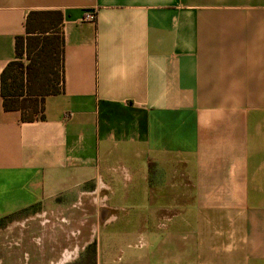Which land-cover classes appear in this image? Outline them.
<instances>
[{"label":"crops","instance_id":"crops-1","mask_svg":"<svg viewBox=\"0 0 264 264\" xmlns=\"http://www.w3.org/2000/svg\"><path fill=\"white\" fill-rule=\"evenodd\" d=\"M35 10L63 13L64 92L24 122L1 76ZM127 184L179 210L122 215ZM89 198L75 232L59 207ZM178 217L194 241L164 230ZM6 220L0 264H87L94 243L93 264H264V0H0Z\"/></svg>","mask_w":264,"mask_h":264},{"label":"trees","instance_id":"trees-1","mask_svg":"<svg viewBox=\"0 0 264 264\" xmlns=\"http://www.w3.org/2000/svg\"><path fill=\"white\" fill-rule=\"evenodd\" d=\"M64 47L63 13L31 11L26 34L16 40V58L1 76L5 110L20 111L24 122L44 119L45 98L64 92ZM87 249L95 252L96 244Z\"/></svg>","mask_w":264,"mask_h":264},{"label":"rangeland","instance_id":"rangeland-1","mask_svg":"<svg viewBox=\"0 0 264 264\" xmlns=\"http://www.w3.org/2000/svg\"><path fill=\"white\" fill-rule=\"evenodd\" d=\"M24 62L28 63L27 59L24 58ZM134 189H138V196H136L137 200L135 201H130V202H121L119 203L120 205H122V208L120 209V214L122 215H126L129 216L130 218H134L135 220H141L142 218H144L146 216V213L148 212L150 215V211L151 210V206L154 208H161V209H167V206L170 207V212L171 214H176V212L179 210V208L170 205L169 203H166L165 201H158V202H147L144 200V190L145 187L143 185H139L134 186V185H121L118 188V194H126L129 193L130 191L132 192ZM40 209L42 208H48L47 206H41L39 207ZM64 208L65 210L67 209V211H70V218H68L69 221L73 220V227L75 229V232L77 231L78 228L81 229V225H83V227L85 228H89L90 225H92L94 223L95 220H93L92 218H83L80 216L81 211L85 210V211H96L97 209V203L92 202L91 198H89L88 200H83L81 202H68V203H64V207H59ZM168 210V209H167ZM182 210V209H181ZM148 215V214H147ZM146 219V217H145ZM183 219L184 218H171L167 220H164V230H167L168 228L173 232L175 231V235L180 239V240H186V242H192L194 241V235H193V231H192V227L188 226V225H184L183 224ZM150 223L152 224V222H155V219H149ZM9 222L6 221H0V227L1 226H6ZM140 225V224H139ZM148 227V225H147ZM138 230H140V226L138 228ZM76 237H80V235L78 233H75ZM88 235L86 234V237ZM144 239L146 241H149V239H147V235H143ZM137 238V239H136ZM139 239H141V237L139 236V238L136 235H132L131 237L127 238V239H119V243L122 242L123 248L127 249V245L129 243L132 244L131 249L134 248V245L136 243H138ZM88 249L85 250V255H84V259L86 260V263L88 264H93L95 257H96V251L94 252L93 250L88 252Z\"/></svg>","mask_w":264,"mask_h":264},{"label":"built area","instance_id":"built-area-1","mask_svg":"<svg viewBox=\"0 0 264 264\" xmlns=\"http://www.w3.org/2000/svg\"><path fill=\"white\" fill-rule=\"evenodd\" d=\"M96 19H97V13H96V11H90V12H88L85 15V20H87V21L94 22V21H96Z\"/></svg>","mask_w":264,"mask_h":264}]
</instances>
